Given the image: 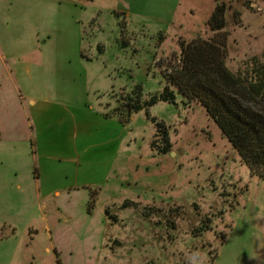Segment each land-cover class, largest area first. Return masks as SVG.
<instances>
[{
  "label": "rangeland",
  "instance_id": "obj_1",
  "mask_svg": "<svg viewBox=\"0 0 264 264\" xmlns=\"http://www.w3.org/2000/svg\"><path fill=\"white\" fill-rule=\"evenodd\" d=\"M219 3L225 64L255 80L264 72V0H0L2 49H34L19 74L23 98L9 82L0 88V264H264V180L205 108L179 94L132 115L101 189L81 172L87 187L36 193L31 101L103 102L111 113L137 85L149 100L182 40L216 35L207 21ZM153 117L169 126L166 153L152 147Z\"/></svg>",
  "mask_w": 264,
  "mask_h": 264
},
{
  "label": "trees",
  "instance_id": "obj_2",
  "mask_svg": "<svg viewBox=\"0 0 264 264\" xmlns=\"http://www.w3.org/2000/svg\"><path fill=\"white\" fill-rule=\"evenodd\" d=\"M226 11V5L219 3L208 18L209 28L217 32L213 38L197 37L180 42V54L163 72V91L143 100L142 86L137 85L131 93H121L118 105L106 116L113 115L125 125L135 112L159 101L176 104L177 94L197 101L239 152L252 174L264 180V72L255 80L242 79L226 66L227 34L222 31L227 27ZM234 14L238 16L239 12ZM153 121L157 131L152 147L166 153L172 146L169 126L156 117ZM90 192L89 209H92L97 192ZM128 204L126 201L123 206ZM107 215L111 217L108 210Z\"/></svg>",
  "mask_w": 264,
  "mask_h": 264
},
{
  "label": "crops",
  "instance_id": "obj_3",
  "mask_svg": "<svg viewBox=\"0 0 264 264\" xmlns=\"http://www.w3.org/2000/svg\"><path fill=\"white\" fill-rule=\"evenodd\" d=\"M2 46L0 88L1 83L9 82L23 98L19 74L24 69L28 71L29 57L34 49L12 52L2 49ZM95 91L99 93V89ZM101 107L103 102L97 106L89 101L80 103L64 100L53 103L46 97L31 101L26 112L29 115V135L36 169L34 179L39 197L47 199L52 195L70 194L80 187H87V183L82 186L79 182L81 172L95 177L97 180L88 185L100 189L103 181L111 175L120 151L126 143L128 145V133L117 117L106 116ZM3 144L7 142L0 139V146ZM66 163L69 169L64 168ZM71 174L76 176V180L62 184L64 177L69 178ZM43 217L48 225L47 213Z\"/></svg>",
  "mask_w": 264,
  "mask_h": 264
}]
</instances>
